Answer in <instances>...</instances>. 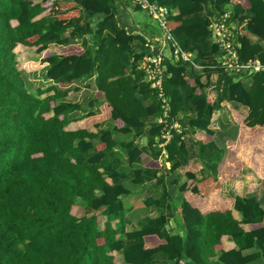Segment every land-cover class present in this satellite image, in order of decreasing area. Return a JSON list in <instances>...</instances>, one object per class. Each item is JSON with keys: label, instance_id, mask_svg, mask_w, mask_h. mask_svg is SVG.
Here are the masks:
<instances>
[{"label": "trees", "instance_id": "obj_1", "mask_svg": "<svg viewBox=\"0 0 264 264\" xmlns=\"http://www.w3.org/2000/svg\"><path fill=\"white\" fill-rule=\"evenodd\" d=\"M152 1L168 9V30L202 64H214L218 51L209 38L206 6L215 14L230 12L242 61L264 62L263 44L250 39L264 41V0ZM114 3L0 0V264H116L112 252L121 253L126 264H161L155 260L159 254L162 264H264V209L250 195L252 185L243 195H220L222 185L244 165L264 174V72H253L249 82H242L219 71L213 97L206 84L213 69L205 68L202 76L187 75L186 63L167 59L163 84L169 115L146 129L148 118L163 115L161 99L137 67L145 40L118 25ZM98 15L92 33L90 19ZM67 30L82 42L67 44ZM90 33L91 42L84 37ZM52 43L67 45L53 52ZM18 47L41 56L20 69ZM41 69L49 82L29 90L23 71ZM93 75L91 102L97 112L87 111L83 127H73L68 115L80 106L66 100L69 87ZM223 101L244 105L248 113L229 109L239 132L219 149L212 140V120ZM181 112L190 113L183 115L182 132L170 130L163 147L172 171L186 165L173 215L179 229L168 232V220L160 211L144 217L138 229L125 231L122 197L129 190L117 169L115 149L126 152L132 182L158 181V145L172 117ZM108 120L112 127L102 128ZM184 126L193 129L198 157L207 168L204 176H196L198 163H187ZM121 133L131 138L118 141ZM145 136V145H140ZM76 197L83 215L76 212ZM159 200L147 198L144 204ZM99 216L104 217L101 227ZM224 235L234 248L223 249Z\"/></svg>", "mask_w": 264, "mask_h": 264}, {"label": "crops", "instance_id": "obj_2", "mask_svg": "<svg viewBox=\"0 0 264 264\" xmlns=\"http://www.w3.org/2000/svg\"><path fill=\"white\" fill-rule=\"evenodd\" d=\"M114 4H115L114 5L115 17L117 19V23L119 26H123L124 28H126L128 32L132 34H137L139 36H142L145 42L147 41V39L151 38L152 36H156L154 32H149L146 29L145 19L138 18V16H136V13L139 12L138 9L129 5L126 2L119 3L115 1ZM204 13H208L209 16H212L215 14V12L212 10L210 6L208 7L206 6L204 8ZM100 17L101 16L98 15L90 19V27L92 29V33L95 30L96 23ZM92 33L87 34V36H84L85 38H89L88 41L90 42L92 41L91 40ZM73 38L75 40L78 39L77 40L78 42L79 41L81 42L83 40V38L81 37H76V38L73 37ZM250 39L253 42L258 41L264 46V42L261 41L256 36H251ZM151 45L155 49L158 48L159 46V44L156 42H152ZM56 47H61V46L57 45ZM54 50H55V47L51 51L54 52ZM188 75H190L189 72H188ZM91 78L93 79L94 83H93V88L90 92V97L87 100L86 106H81L80 102L78 101H75V100L71 101L70 97L75 94L74 92L84 91L87 89V87H89L87 84H84L83 82H81L83 79H87V78L83 77L79 79L80 81L79 84L78 82L77 83L75 82L69 87L70 89L68 90L66 100L69 102L78 104L80 106V109H77V110L81 112L80 115L71 116L69 118V120L71 121L70 125L73 127H79V128L83 127L85 113L87 111L91 110V111L97 112L96 104H93L91 102L93 99L94 92L96 91V86H95V81H94L95 75L91 76ZM46 82H49V80H47ZM215 84L216 83H214L213 89L211 90V93L213 94L214 97L217 96ZM207 91L210 92V90L208 89ZM89 104H92V105L90 106ZM229 109L235 110L236 112L240 113L242 116H246L248 113L247 107L239 103L229 102V101H223L221 103L220 108L214 112L213 114L214 119L212 120V128H214V134L212 136V140L214 141V143L219 149L224 148V145H226L227 141L235 139L239 132V126L232 120ZM69 115H71V113ZM183 115L190 116V113L181 112L180 114H178L177 118H178L179 123H181V120L184 117ZM153 122H158V119L148 118L146 129H148L149 125ZM111 127H112V123L109 120L106 121L102 125V128H111ZM182 128H183V125H182ZM88 129L90 131L91 130L94 131L95 128L89 127ZM184 130H185V133L183 135V139L185 141V146L188 152L187 163L189 165L198 163L199 169L196 173V176L197 177L204 176L207 174V168L202 165L198 157V146L194 143V140H193L194 139L193 133H192L193 129H190L189 127L184 126ZM194 131H196V133H199L197 129H194ZM130 136L131 135L129 134H117L116 139L118 141L129 140V138H131ZM146 141H147V136L142 137L139 140V144L145 145ZM160 145L162 144L159 143L158 146L161 147ZM161 148H162V151H161L162 155L158 157L160 169H159V172L157 173V176L159 177V180L157 181L156 179H153L151 181H145L139 184L131 182L134 175H133L132 168L128 165L126 152L120 147H117L115 149L116 153H118V158L120 161V165L117 166V169L120 172L124 173L125 177L122 180H123L124 185L129 189V192H130L126 196L122 197V200L126 208V212L124 214L125 231L138 229L140 227L139 222L144 217H147V216L155 217L160 213V211H162L166 215V218L168 220L167 226H166V229L168 232L172 233L174 231H178L179 229V225L176 221L177 219L173 215H174V212H176V207L179 204L181 197H182L181 193L178 191V188H179V185L183 183L186 179L183 173L184 170L186 169V165L180 166L177 169L172 171L170 169L171 163L165 159L166 153L164 151V148L163 147ZM148 159L149 157H146L143 159V162H142L143 166L144 164L147 163ZM263 179H264V175L257 174L252 168H250L247 165H244L241 168L239 175H237L234 179L226 181L222 185L220 195L222 198H232V196L234 195H243L245 189L247 188L246 182L252 183V191L250 195L253 196L260 203L261 207L264 209V181ZM260 180H262V182ZM240 185H242L243 187L239 188ZM147 198H152L154 200L160 199L159 200L160 202L158 203L154 202L152 203V205L147 207L144 204V201ZM121 236L124 237L123 235ZM221 242H222V247L225 250L235 247L233 241H231V239L228 236L224 235L221 238ZM249 252H251V250H249ZM254 264H260V262L257 261Z\"/></svg>", "mask_w": 264, "mask_h": 264}, {"label": "built area", "instance_id": "obj_3", "mask_svg": "<svg viewBox=\"0 0 264 264\" xmlns=\"http://www.w3.org/2000/svg\"><path fill=\"white\" fill-rule=\"evenodd\" d=\"M137 5L143 12L151 18L157 20L161 29V36L153 38L154 42H158V48L148 45V51L142 57L139 67L143 70L145 80L149 86L156 92L161 99L162 117L159 121L167 118L169 115V104L165 97L163 80L165 67V51L167 48L171 51L173 60H182L187 62L188 67L199 72L205 68H211L215 72L222 71L235 76H247L253 72L263 71L264 62L258 58L242 61L238 52L239 43L236 40V25L230 19V12L223 10L217 15L210 18L209 30L211 41L217 46L218 51L215 53L216 62L209 66L202 64L190 52L184 51L178 41L173 37L166 25L167 9L159 6L150 0H130ZM175 131L180 132V124L173 119L172 125ZM165 139H169L170 132L166 131L163 135Z\"/></svg>", "mask_w": 264, "mask_h": 264}, {"label": "rangeland", "instance_id": "obj_4", "mask_svg": "<svg viewBox=\"0 0 264 264\" xmlns=\"http://www.w3.org/2000/svg\"><path fill=\"white\" fill-rule=\"evenodd\" d=\"M138 11L139 12L136 13V16H138V18L145 19V23H146V26L145 27H146V29L149 32H154L156 35H160L161 34V31H160V29L158 27L157 20L151 18L149 15H147L145 12H143L141 10H138ZM63 36H66L68 38V41L69 42L67 44H79V43L82 42V41L81 42L80 41L78 42L77 41L78 39L75 40L73 38V36L71 37L69 31H65L63 33ZM67 44H65V45H67ZM65 45H59V46L62 47V46H65ZM56 46H57L56 44H53L52 43V44L49 45V49L50 50H53L54 47H56ZM15 54H16V60H17V63H18V67L20 69L23 68V63L25 61H27V60H37L41 56L40 54H37L34 49H26V48L25 49L24 48L20 49L19 47L16 48ZM45 71H46L45 69H41V70H37V71H33V72L23 71L24 72V76H25V80H26V86L29 88V90L35 91L36 88H38L39 86L43 85L42 83H44V82L47 81V78L45 77ZM86 78L87 79H83L81 82H83L84 84H87L89 87H87V89L84 90V91L74 92L75 94L70 97V100L71 101H73V100L78 101V102H80V105L81 106H86L87 100L90 97V92H91V90L93 88V83H94L93 82V79L91 78V76L86 77ZM216 78H217V76H210V79L206 83L207 86H208L207 89L210 90L209 94L212 95V96H213V94L211 93V90L213 89L214 83H216V81H215ZM235 79L241 80L242 82H249L250 81L249 75L248 76H235ZM77 82L79 84L80 81L78 80V81H76V83ZM202 82L203 83L205 82V77L202 78ZM80 114H81V112L79 110H76L73 113H71V115H68V117L70 118L71 116H78ZM201 163H202V161H201ZM202 165L204 166L203 163H202ZM261 175H264V174L261 173ZM260 181L262 182V180H260ZM263 181H264V179H263ZM131 182H132V180H131ZM246 185H247V187H249L250 185H252V183L246 182ZM241 187H243V186L240 185L239 188H241ZM75 200H76V204H78V205L80 204L78 206V209H76V212L78 213V215H83L84 214V210H83V207L81 206V200H80V198L79 197H76ZM103 218H104L103 216H99L100 221H99L98 224H99L100 227H101V225H103L102 224L103 221H104ZM112 254L114 255L115 263L116 264H126L124 262V260L122 259L121 253L118 254L117 252H112ZM155 260L158 261V262H160L162 264L163 263L162 260H164V257H163V255L159 254V255H157V257H156Z\"/></svg>", "mask_w": 264, "mask_h": 264}, {"label": "clouds", "instance_id": "obj_5", "mask_svg": "<svg viewBox=\"0 0 264 264\" xmlns=\"http://www.w3.org/2000/svg\"><path fill=\"white\" fill-rule=\"evenodd\" d=\"M115 1H117V2H119V3H128L129 5H131V6H133V7H135L136 9H138V10H141L137 5H135V4H133L130 0H115ZM150 1H152V0H150ZM153 2H155V1H153ZM156 3V2H155ZM160 6V5H159ZM163 7H165V6H163ZM166 8V7H165ZM167 9V8H166ZM224 10H227V9H224ZM142 11V10H141ZM167 11H168V9H167ZM228 11V10H227ZM218 13H220V12H218ZM218 13H216V14H214V15H212V16H209L208 18H209V22H210V18L211 17H213V16H215V15H217ZM209 26V25H208ZM123 27V26H122ZM159 27V26H158ZM160 29V28H159ZM125 30H126V28H125ZM160 31H161V29H160ZM128 32V31H127ZM209 32H210V30H209ZM128 33H130V32H128ZM159 36H161V34L160 35H156V36H152L151 38H149V39H147V41L145 42V44H144V53H143V56H144V54L148 51V45L149 44H152V42H154V40H153V38H155V37H159ZM174 37V36H173ZM175 38V37H174ZM209 38H210V41H211V37H210V35H209ZM176 39V38H175ZM177 40V39H176ZM178 41V40H177ZM261 41H263V40H261ZM264 42V41H263ZM156 43H158V42H156ZM179 43V42H178ZM211 43L212 44H214L212 41H211ZM180 45V44H179ZM215 45V44H214ZM182 48V47H181ZM183 49V48H182ZM166 50H167V52H166ZM184 50V49H183ZM164 51H165V60H167V59H170V60H173V56L171 55L172 53H171V51L169 50V49H167V48H165L164 49ZM184 51H186V50H184ZM186 52H189V51H186ZM193 56H195V54L194 53H192V52H190ZM142 56V57H143ZM195 58L197 59V60H199L200 61V59L199 58H197L196 56H195ZM142 59V58H141ZM141 59L137 62V67L140 69V70H142L140 67H139V64H140V61H141ZM165 60H164V62H165ZM174 61V60H173ZM177 61H182V60H177ZM164 62H163V65H164V67H165V64H164ZM174 62H176V61H174ZM182 62H184V63H186L187 64V62H185V61H182ZM187 71H186V73H187V75H188V72L190 73V75L191 74H197V75H199V76H202L206 71H201V72H199V71H197V70H194V69H191V68H189L188 67V64H187V69H186ZM143 71V70H142ZM213 72H214V74H212L211 76H217L215 73H217V72H215L214 70H213ZM164 74H165V70H164ZM227 74V73H226ZM144 79H145V75H144ZM146 81V80H145ZM147 82V81H146ZM148 83V82H147ZM163 83H164V80H163ZM149 84V83H148ZM163 87H164V84H163ZM151 88V87H150ZM156 93V92H155ZM162 116H160V117H157V119H158V123L159 122H161V121H159V119L161 118ZM173 119L174 120H176L178 123H179V121H178V118H177V115L176 116H173L172 117V121H173ZM180 124V127H181V130H180V132H182V130H183V128H182V125H181V123H179ZM171 125H172V123H171ZM170 130H174L173 128H169V130H167V131H169L170 132V137H169V139L171 138V131ZM175 131V130H174ZM177 132V131H176ZM166 133V132H165ZM165 133H163L162 134V138L164 139V142H162L161 144L162 145H160L161 147H164V145H165V142H167L169 139H165L164 137H163V135L165 134ZM122 134V133H121ZM160 147V148H161Z\"/></svg>", "mask_w": 264, "mask_h": 264}, {"label": "water", "instance_id": "obj_6", "mask_svg": "<svg viewBox=\"0 0 264 264\" xmlns=\"http://www.w3.org/2000/svg\"><path fill=\"white\" fill-rule=\"evenodd\" d=\"M199 76V75H198Z\"/></svg>", "mask_w": 264, "mask_h": 264}]
</instances>
